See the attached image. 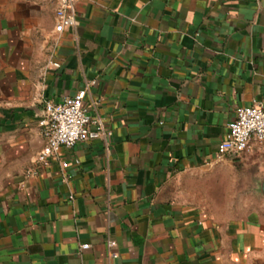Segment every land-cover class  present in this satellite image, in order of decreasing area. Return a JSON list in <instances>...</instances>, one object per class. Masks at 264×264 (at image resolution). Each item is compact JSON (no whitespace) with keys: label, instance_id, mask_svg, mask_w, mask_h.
<instances>
[{"label":"crops","instance_id":"crops-1","mask_svg":"<svg viewBox=\"0 0 264 264\" xmlns=\"http://www.w3.org/2000/svg\"><path fill=\"white\" fill-rule=\"evenodd\" d=\"M56 7L0 0V264H264V148L218 153L264 102V0H79L60 34ZM85 86L112 136L36 162Z\"/></svg>","mask_w":264,"mask_h":264},{"label":"built area","instance_id":"built-area-1","mask_svg":"<svg viewBox=\"0 0 264 264\" xmlns=\"http://www.w3.org/2000/svg\"><path fill=\"white\" fill-rule=\"evenodd\" d=\"M57 3L55 11V32L60 34L78 25L77 3L79 0H49ZM88 86L74 95H67L58 102L46 101L39 125L46 143L36 156V162L47 164L62 148H72L84 140L108 139L112 132L103 120L92 115L84 105ZM254 144L264 148V102L253 101L251 105L240 106L235 118L229 123L225 138L219 143L221 157L236 158L249 152ZM63 168L68 162L62 161ZM109 256L117 258V242L108 240ZM88 247L83 244L82 249Z\"/></svg>","mask_w":264,"mask_h":264},{"label":"rangeland","instance_id":"rangeland-1","mask_svg":"<svg viewBox=\"0 0 264 264\" xmlns=\"http://www.w3.org/2000/svg\"><path fill=\"white\" fill-rule=\"evenodd\" d=\"M204 191H205V194L204 195L206 196L207 194H209L210 192H212V189H211L210 186H205L204 187ZM244 191H245V188H241V187H236L235 190H234V192H235L234 195H235V198H236V203L231 207V210L233 212H235L236 214L241 213V211L244 209V207L246 206V204L249 205V203H243ZM224 194L225 195H228L227 188H225ZM229 194L232 195L233 193L231 194V192H230ZM209 196H211V194ZM221 204H223L221 206V208H223L224 205L226 206V204H224V203H221ZM222 211H224V210L222 209Z\"/></svg>","mask_w":264,"mask_h":264}]
</instances>
